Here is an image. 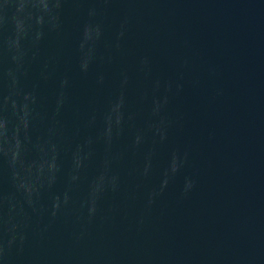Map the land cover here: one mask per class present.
<instances>
[{
    "label": "water",
    "instance_id": "95a60500",
    "mask_svg": "<svg viewBox=\"0 0 264 264\" xmlns=\"http://www.w3.org/2000/svg\"><path fill=\"white\" fill-rule=\"evenodd\" d=\"M0 264H264V0H0Z\"/></svg>",
    "mask_w": 264,
    "mask_h": 264
}]
</instances>
